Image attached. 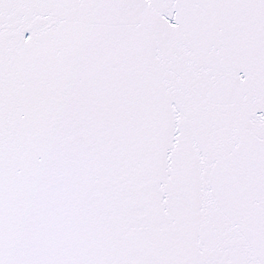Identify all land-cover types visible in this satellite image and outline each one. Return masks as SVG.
Returning <instances> with one entry per match:
<instances>
[{
  "label": "snow or ice",
  "instance_id": "6c2138e0",
  "mask_svg": "<svg viewBox=\"0 0 264 264\" xmlns=\"http://www.w3.org/2000/svg\"><path fill=\"white\" fill-rule=\"evenodd\" d=\"M0 264H264V0H0Z\"/></svg>",
  "mask_w": 264,
  "mask_h": 264
}]
</instances>
